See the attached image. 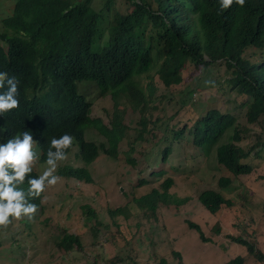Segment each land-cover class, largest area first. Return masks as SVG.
I'll return each mask as SVG.
<instances>
[{
  "label": "trees",
  "instance_id": "obj_1",
  "mask_svg": "<svg viewBox=\"0 0 264 264\" xmlns=\"http://www.w3.org/2000/svg\"><path fill=\"white\" fill-rule=\"evenodd\" d=\"M92 1L11 0L5 4L12 14L1 20L0 72L16 77L21 98L19 108L0 118L4 137L30 131L42 151L40 162H46L51 140L72 136L66 154H72V163L82 165L68 163L59 175L85 184L93 183L88 168L100 158L118 160L123 154L127 165L138 169L139 159L133 157L138 153L142 159L151 156L154 166L165 164L172 148L158 149V140L179 141L188 123L153 119V114L167 96L159 94L160 87L169 90L182 84L188 64L192 70L207 73L224 65L229 71L222 78L224 87L243 99L239 104L246 123L264 132V0H245L242 7L234 0L226 10L219 0H100L99 10ZM81 82L93 84L100 98L111 96L110 114L105 107L92 114V102L77 90ZM2 89L5 92L7 86ZM35 89L50 91V96L27 101L25 94H41ZM128 109L139 114L134 127L124 120ZM39 115L43 121L37 124ZM189 125L192 143L206 154L214 147L216 165L231 176L220 177L217 189L197 192L201 206L216 215L233 207L221 191L232 178L251 174L252 167L245 160L252 153L262 158L264 139L256 136L254 146L245 152L237 144L248 131L236 125L233 115L216 109ZM150 140L155 145L146 151L143 144ZM31 178H37L33 170L27 179ZM27 179L19 185L24 191L29 187ZM144 183L141 180L138 186ZM173 187L174 179L168 176L132 200L145 217L157 220L161 207L178 208L189 201L171 194ZM41 199L42 194L29 202L39 209ZM83 211L87 222L94 221L93 238H98L101 223L95 212L87 205ZM109 214L116 217L123 210L116 208ZM188 224L202 243L210 242L198 225ZM212 229L220 233L217 225ZM227 239L243 246L255 261H264L255 238L228 235ZM55 246L63 253L82 250L79 237L65 230ZM171 254L183 264L180 252L173 248ZM244 261L236 256L224 264ZM94 264H100L99 260ZM157 264L169 263L160 257Z\"/></svg>",
  "mask_w": 264,
  "mask_h": 264
},
{
  "label": "rangeland",
  "instance_id": "obj_2",
  "mask_svg": "<svg viewBox=\"0 0 264 264\" xmlns=\"http://www.w3.org/2000/svg\"><path fill=\"white\" fill-rule=\"evenodd\" d=\"M10 2L0 0V30L1 20L12 14L5 8ZM101 3L93 0V8L99 10ZM188 67L183 71L182 84L169 90L160 87L159 94L167 96L161 104L155 103L158 110L153 119L188 123L179 141L171 143L167 139L160 143L158 140V149L169 145L172 148L167 162L154 166L151 156L142 159L134 153L133 157L139 159L136 169L128 166L121 154L118 160L100 158L90 166L91 184L60 177L56 185L45 189L41 208L31 220L27 217L12 219L6 228L0 227V264H94L96 259L100 264H157L160 257L169 264H178L172 258L173 248L180 252L183 264H224L236 256L243 257L244 264H264L249 256L243 246L227 239L228 235L255 238L264 255V154L257 159L252 153L245 160L252 167L251 174L232 178L230 186L222 189L233 207L211 215L197 200V192L217 189L220 177L231 176L216 165L214 147L206 154L192 143V136L188 134L191 131L189 123L213 109L233 115L236 125L248 131L237 144L245 152L254 146L256 136L264 139V132L260 126L246 123L244 108L239 104L243 99L224 87L222 78L229 73L224 65L209 73L192 70L191 64ZM78 86L79 92L88 95V101L92 102V114L103 107L107 114L112 112L110 95L100 98L93 86ZM138 119L137 112L126 111V123L134 127ZM153 145L154 141L150 140L143 147L148 151ZM68 163L76 167L82 165L66 159L60 168L57 167V174ZM46 168V163L37 165V160L33 165L38 175ZM168 176L174 179L171 194L178 198L188 197L189 201L178 208L161 207L157 220L145 217L132 199L158 187ZM141 180L146 183L138 186ZM85 205L95 212L101 223L96 239L92 231L95 223L87 222L83 213ZM116 208H122L123 214L111 217L109 212ZM188 223L198 225L210 242L202 243ZM214 225L219 227L220 233L213 232ZM63 230L79 237L81 253L75 250L63 253L56 248ZM109 233L113 235L108 236Z\"/></svg>",
  "mask_w": 264,
  "mask_h": 264
},
{
  "label": "clouds",
  "instance_id": "obj_3",
  "mask_svg": "<svg viewBox=\"0 0 264 264\" xmlns=\"http://www.w3.org/2000/svg\"><path fill=\"white\" fill-rule=\"evenodd\" d=\"M233 2L234 0H219L222 10L228 9ZM235 3L242 7L245 0H235ZM133 78H135L134 71ZM81 83L82 87L93 86L96 89L93 84ZM5 85L7 90L3 92L2 88ZM77 90L79 92V86ZM35 91L40 90L35 89ZM40 92L39 95L25 94V99L27 101L33 98L42 100L46 94L50 96L51 93L50 91ZM84 95L90 103L88 95ZM19 98L21 94H19L16 77H9L6 72H0V118L5 117L8 111L19 108ZM35 120L37 124L43 121L42 115L35 117ZM72 143L73 137L68 134L58 139L53 138L47 152L46 162H40L42 151L38 147V141L32 138L30 131L4 137V132L0 129V227L6 228L12 223V219L19 220L27 217L31 220L33 218L38 209L36 204L29 202V199H37L41 194L43 199L45 189L58 183L61 176L59 172L57 174V167L60 168L66 159L72 160V154H66V150L71 147ZM36 160L37 165L47 164V168L41 175L33 169ZM32 170L37 174V178L27 179ZM26 179L29 187L27 191H24L19 188V185H22Z\"/></svg>",
  "mask_w": 264,
  "mask_h": 264
}]
</instances>
